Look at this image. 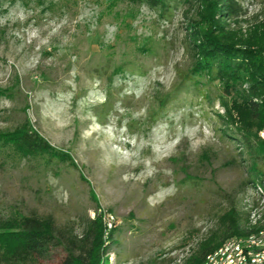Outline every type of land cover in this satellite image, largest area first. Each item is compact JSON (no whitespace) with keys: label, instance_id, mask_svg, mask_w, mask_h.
<instances>
[{"label":"rangeland","instance_id":"obj_1","mask_svg":"<svg viewBox=\"0 0 264 264\" xmlns=\"http://www.w3.org/2000/svg\"><path fill=\"white\" fill-rule=\"evenodd\" d=\"M236 1L264 18V0ZM186 9L0 0V138L29 126L64 157L0 140V225L51 217L80 237L99 214L108 264H179L230 209L244 224L264 158L252 164L230 131L221 85L189 74ZM64 256L51 247L37 263Z\"/></svg>","mask_w":264,"mask_h":264},{"label":"trees","instance_id":"obj_2","mask_svg":"<svg viewBox=\"0 0 264 264\" xmlns=\"http://www.w3.org/2000/svg\"><path fill=\"white\" fill-rule=\"evenodd\" d=\"M165 1L136 0L151 8L164 6ZM181 2L187 6L184 41L192 61L189 74L221 85L227 99L221 104L224 120L255 164L264 158V137L259 136L264 132V18L246 19L245 10L236 0ZM189 11L194 16H188ZM250 20L254 22L249 25ZM243 24L249 25L244 33ZM0 140L23 158H64L29 126ZM256 175L261 177L260 172ZM261 183L263 176L248 181L247 187ZM248 216L246 213L242 224L235 209L221 215L218 228L198 241L179 264H204L207 255L226 240L246 236L264 225L251 227ZM262 216L264 221V212ZM103 230L99 214L88 220L80 237L71 229H57L51 217L28 216L6 221L0 225V264H38V258L55 246L62 247L65 253L59 264H101L102 260L106 264L113 233L105 239Z\"/></svg>","mask_w":264,"mask_h":264},{"label":"bare ground","instance_id":"obj_3","mask_svg":"<svg viewBox=\"0 0 264 264\" xmlns=\"http://www.w3.org/2000/svg\"><path fill=\"white\" fill-rule=\"evenodd\" d=\"M248 188L255 199V203L248 206V222L251 227H254L260 223H264L262 221V214L264 212V183L255 186L249 185ZM111 228L112 226L106 230L105 237ZM235 243L242 248L264 247V225L258 229L256 228V231L246 236L233 237L226 240L220 247L207 255L204 264H241V262L242 264H254V261H258V264H264V249L262 248L237 250V255H233V261L230 263L231 254L225 252L234 249ZM101 264H105L103 260Z\"/></svg>","mask_w":264,"mask_h":264},{"label":"built area","instance_id":"obj_4","mask_svg":"<svg viewBox=\"0 0 264 264\" xmlns=\"http://www.w3.org/2000/svg\"><path fill=\"white\" fill-rule=\"evenodd\" d=\"M263 137H264V135H263ZM103 225H104V230L103 231H104V237H105L106 230H108V228L113 226L112 222H111V219H107L106 221H105V219H103ZM254 248H262V249H264V247L242 248L239 245H237V243H235V248L231 249L230 251H226L225 253H230L231 254L230 263H232L233 255H237V250L254 249ZM263 259H264V257H263ZM242 261H243V259H242ZM241 264H242V262H241ZM254 264H258V261H254Z\"/></svg>","mask_w":264,"mask_h":264}]
</instances>
